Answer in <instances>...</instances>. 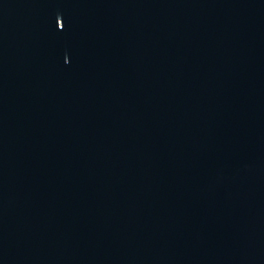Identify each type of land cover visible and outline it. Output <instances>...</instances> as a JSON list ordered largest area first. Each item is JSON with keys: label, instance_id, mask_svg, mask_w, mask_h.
Masks as SVG:
<instances>
[{"label": "water", "instance_id": "obj_1", "mask_svg": "<svg viewBox=\"0 0 264 264\" xmlns=\"http://www.w3.org/2000/svg\"><path fill=\"white\" fill-rule=\"evenodd\" d=\"M0 264H264V0H0Z\"/></svg>", "mask_w": 264, "mask_h": 264}, {"label": "snow or ice", "instance_id": "obj_2", "mask_svg": "<svg viewBox=\"0 0 264 264\" xmlns=\"http://www.w3.org/2000/svg\"><path fill=\"white\" fill-rule=\"evenodd\" d=\"M56 25H57V21H56ZM64 26H65L64 23H62V26L60 28H63Z\"/></svg>", "mask_w": 264, "mask_h": 264}]
</instances>
